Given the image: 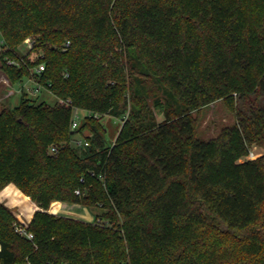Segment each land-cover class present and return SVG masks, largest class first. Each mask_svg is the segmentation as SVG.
I'll return each mask as SVG.
<instances>
[{"label":"trees","instance_id":"16d2710c","mask_svg":"<svg viewBox=\"0 0 264 264\" xmlns=\"http://www.w3.org/2000/svg\"><path fill=\"white\" fill-rule=\"evenodd\" d=\"M0 35L10 83L57 98L0 106V192L39 207L28 239L0 201V264H264V0H0ZM217 100L235 122L200 138Z\"/></svg>","mask_w":264,"mask_h":264},{"label":"rangeland","instance_id":"374dc122","mask_svg":"<svg viewBox=\"0 0 264 264\" xmlns=\"http://www.w3.org/2000/svg\"><path fill=\"white\" fill-rule=\"evenodd\" d=\"M30 48L25 44L21 43L18 47L19 53H27ZM5 50V48H0V59H2V53ZM34 55V54H32ZM1 64V61H0ZM37 87L35 85V81L32 78L25 79L21 83L12 84L5 76L4 72L0 69V106H16L20 102L21 95L23 93H27L29 97L31 98H37L39 96V100H45L48 103L53 104L57 98L52 95L47 90H44L41 88L40 94H34V89ZM37 95V96H36ZM85 114V111L79 110L78 115L80 117H83ZM194 116L197 118V133L200 138L203 139H209L212 137H215L218 135L219 131L224 127L228 125H232L235 122V114L232 110L229 109V107L223 102V100H217L203 108H201L199 111L194 112ZM157 118L161 120L163 116L160 113H157ZM102 124L104 126L105 132H104V138L107 145H112V143L115 141L118 132L121 128L122 121L119 118L106 115L102 118ZM76 139H80V136H76ZM264 153V140L262 142L253 147L249 155L243 159L246 158H256L259 155ZM8 200V203L13 205L20 206L21 212L23 215L31 219L34 210L33 205L37 204L32 201V199L25 195L23 192H21L18 187L14 184H10L3 188L0 192V201ZM83 206V205H82ZM38 207V206H37ZM61 207L60 202L53 201L52 207L49 209L51 212L59 211ZM67 208H71L69 205L65 206ZM85 207V206H83ZM89 211L90 217H94V211L92 209H89L88 207H85ZM15 208H12V210ZM80 210H84V208H80ZM18 215V214H17ZM20 216V215H18ZM21 217V216H20ZM24 218V217H23Z\"/></svg>","mask_w":264,"mask_h":264},{"label":"built area","instance_id":"2783aa9c","mask_svg":"<svg viewBox=\"0 0 264 264\" xmlns=\"http://www.w3.org/2000/svg\"><path fill=\"white\" fill-rule=\"evenodd\" d=\"M24 43H25L29 48H31V47L33 46V40H32V38H30V37H27V38L24 40ZM3 47H4V40H3V38H2L1 35H0V48H3ZM8 62H9V63H12V60L8 59ZM44 69H45L44 64H40L39 67H38V69H37V71L40 72V71H42V70H44ZM40 90H41V88H40L39 86H37V87L34 89V92H33V93H34V94H38V93H40ZM78 111H79L78 109H76V110L74 111L73 120H72V122H71V127H72L73 129L77 128V127L80 125L81 117H80V115H78ZM76 143L79 144V145H81L82 143H84L85 145H88L87 142H84V141H82L81 139H78V140L76 141ZM52 150L54 151L55 148H53ZM75 192H76L77 194L80 193L79 190H75ZM51 207H52V205H50V208H49V209H51ZM37 209H39V207L36 206L35 211H36ZM48 211H49V210H48ZM49 212H50V213H53V214H58L57 211H56V212H51V211H49ZM18 215L21 216V218H19V217L16 215V216H17V219H18L19 222H20V224L16 226V229H15V230H16L20 235L25 236V237H27L28 239H33V238H34V234H33L31 231H29V229H28V225H29L31 219H26V217H25L22 213H18ZM23 217H24V218H23ZM93 220H94V219H93ZM14 264H33V263L30 262V261H27V262H25V263H14Z\"/></svg>","mask_w":264,"mask_h":264},{"label":"crops","instance_id":"0c3cea01","mask_svg":"<svg viewBox=\"0 0 264 264\" xmlns=\"http://www.w3.org/2000/svg\"><path fill=\"white\" fill-rule=\"evenodd\" d=\"M38 94H40V93H38ZM10 184H13V183H10ZM10 184H8V185H10ZM57 202H60V204H61L60 210L57 211L58 214H63V215H67V216L81 218V219H85V220H88V221H93V219H94V217H90V215L88 214L89 213L88 209H86L85 207H83L80 204H70V203H66V202H62V201H57ZM5 204L11 209L15 208L16 209L15 210L16 215L18 213H22L20 206H17L15 204L11 205V204L8 203V200L5 201ZM51 205H52V203H51ZM67 205H69L71 208L65 207ZM80 208H84V210H80ZM13 211H14V209H13ZM26 219H28V218H26Z\"/></svg>","mask_w":264,"mask_h":264},{"label":"bare ground","instance_id":"6f19581e","mask_svg":"<svg viewBox=\"0 0 264 264\" xmlns=\"http://www.w3.org/2000/svg\"><path fill=\"white\" fill-rule=\"evenodd\" d=\"M33 207H34L33 209H36V205H35V204L33 205ZM34 211H35V210H34Z\"/></svg>","mask_w":264,"mask_h":264}]
</instances>
